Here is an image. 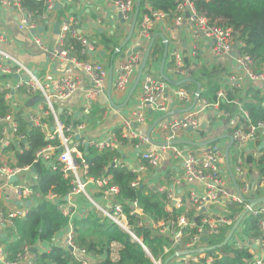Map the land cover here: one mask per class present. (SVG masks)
I'll use <instances>...</instances> for the list:
<instances>
[{
	"label": "built area",
	"instance_id": "built-area-1",
	"mask_svg": "<svg viewBox=\"0 0 264 264\" xmlns=\"http://www.w3.org/2000/svg\"><path fill=\"white\" fill-rule=\"evenodd\" d=\"M35 1L44 5L43 13L39 17L23 7V0H0V5L14 9L18 13L20 30L38 31L40 27L45 30L47 26L44 24L50 20L56 0ZM105 1L122 15L125 25H131L137 0ZM196 1L198 0H176L172 30L190 33L195 54L198 53V46L202 42L211 45L212 58L218 59L235 54L234 58L241 72L230 77L228 83L231 86V92H238L236 99L230 100L229 91L222 89L217 93V100L214 104L198 99L199 107L197 103L194 109L188 110L194 103L196 91L175 88L173 90L175 101L185 107L186 112L167 118L165 116L172 110L165 104L163 97L169 91V84H166L163 79L155 78L148 71L144 73L134 94L137 99L136 109L131 117L122 123L119 129L120 134L114 131L101 139H93L86 132L90 126V115L94 105L101 97H106L110 75L105 65L91 61L78 62L65 48V40L68 36L81 42L84 55L92 53L95 48L87 38L80 35L77 21L73 18H66L60 22V33L55 41L53 54L62 61L78 66L89 79V89L85 91L81 110L86 118L79 123L76 122L75 117L69 124L63 123L59 118L55 103L71 98L81 87V79L65 75L49 76L43 80L34 69L26 66L4 49V46H9V43L6 36L0 32V90L4 86L7 92L6 99L18 96L44 99L43 110L42 108L40 111L31 110L25 116L32 125L40 128L47 142L59 141V146L50 145L39 151L37 160L43 161L44 165L54 171L60 169L64 178L70 182L71 188L65 201L60 202L58 196L53 193L46 198L57 205L64 217L69 218V226L64 231L66 232L65 248L72 249L70 252L80 264H97L101 260V258L91 257L84 249H77L73 242V221L87 218L86 211L88 210L95 213L97 217L113 222L129 234L131 239L143 248L152 264H164V257L171 253L174 255L178 252L196 251L220 244L241 214L247 211L245 219L253 217L259 221L260 236L252 240V243L256 244L257 249L264 254V204L252 207L249 203L250 200L264 197V174L254 180L250 175V167L245 156L248 145L253 144L258 147L264 141V121L253 123L246 108V104L252 101V94L248 90L256 85H264V70L257 72L252 57L242 52L244 44L241 40V33L233 28L220 25L221 19L209 18L197 8ZM65 3L72 4L74 0H65ZM146 8L149 12L139 15L137 21L134 33L137 40L140 38L150 40L152 31L169 19L168 15L162 11L153 10L148 5ZM33 41L40 50L46 49L42 32L33 34ZM142 58V55L134 53L119 65L116 78L112 83L115 91L123 94L130 92ZM173 64L171 74L186 77L183 57L180 54L174 56ZM3 78L9 81L4 82ZM25 78L29 80L26 81ZM11 81L15 82L11 83ZM222 105L232 108V111L222 110ZM149 108L159 115L157 119L165 117L152 131V133L157 131L159 143L152 137V133L150 136L142 135L137 130V127L149 123ZM210 108L221 111L228 121L229 137L234 139L229 154V167L237 187L227 167L225 154L227 147L217 142L209 145H195V147L189 144L185 145L186 147L173 144L176 141H184V136L191 131H198L201 128L203 114ZM48 117L52 118L51 124L45 120ZM0 127V175L6 180L5 184H0V226L10 228L14 225V220L28 216L32 207H27L26 203L28 201L38 203L41 196L34 190L39 177L35 171H32V167L20 168L7 163L5 153L12 145L10 135H13L17 143L25 142L26 139L19 133L16 117L9 115L0 119ZM86 145L99 151L117 150L122 155V159L114 160L113 169L127 168L136 175L133 187L146 186L150 193L167 195L165 210L171 214L170 217L155 222L144 213L137 201H126L124 204L117 201L120 190L117 186L110 185L111 176L103 174L100 178H95L90 175V167L82 152V148ZM128 150L138 153L136 162L128 163L124 158ZM19 151L22 152V148H19ZM263 152L264 150L260 154L258 152L255 161L257 165L260 163ZM165 154L178 162L180 167L179 173L170 183L171 186L168 185L167 180V177L171 178V175L165 176L162 171V155ZM104 170L107 171L106 168ZM26 174L32 175L28 181L24 179ZM160 175L164 178L165 187L155 184L154 179L159 178ZM12 178L18 180L11 182ZM6 189L13 191L20 206L5 208ZM210 204L218 206V209H211ZM235 205L241 207L242 211L233 212L232 207ZM125 207H129L127 212ZM183 208L187 212L194 210V216L172 215L176 210ZM197 217H200L199 221L195 220ZM132 219L135 223H132ZM142 227L151 228L156 235L166 239L167 243L161 258L155 259L144 245L142 238L136 235L135 229ZM192 230L194 233H191ZM32 248L35 247H23L13 261L9 260L7 253L0 250V261L3 264H33L38 252L32 253ZM117 248V244L111 246L113 259L116 257ZM208 254V251H204L177 256L169 264H212L214 257ZM216 254L219 258L222 257L219 252ZM251 264H264V262L257 258L253 259Z\"/></svg>",
	"mask_w": 264,
	"mask_h": 264
},
{
	"label": "trees",
	"instance_id": "trees-1",
	"mask_svg": "<svg viewBox=\"0 0 264 264\" xmlns=\"http://www.w3.org/2000/svg\"><path fill=\"white\" fill-rule=\"evenodd\" d=\"M78 1L74 0V2ZM22 5L36 17L41 16L44 10L43 3L35 0H23ZM147 5H150L153 10L166 13L170 20L175 17L176 0H142L140 15L149 12L146 8ZM196 5L212 20L221 19L220 25L239 31L244 44L242 52L252 57L257 72L264 70V0H198ZM65 48L70 51V56L78 62L86 61L87 55L82 54L83 47L78 39L68 36L65 40ZM159 50L153 47L150 57L155 58ZM188 83L192 84L190 81L176 86V88L189 90ZM218 89L217 85H209L206 92L202 91L199 100L214 104L217 100ZM248 92L252 94V101L246 104V108L253 123L264 121L263 100L259 97V92L251 88ZM237 94L238 92L229 91L228 98L236 99ZM6 95L5 90H0V119L11 115L13 111ZM221 109L232 111V108L225 105H222ZM59 118L63 123L69 124L74 116L61 113ZM16 122L19 126V133L26 139L25 142L18 143V150L12 146L9 152H13L18 167L35 169L39 181L34 190L40 194L41 198L38 204L29 210L26 218L14 220V225L7 228L9 235L16 238L14 242L5 244L9 260L13 261L23 247H35L38 243H49L52 244L50 250L38 254L33 264H80L75 260L70 250L53 243V239L58 234L67 230L69 218L64 217L57 205L46 198L50 193H53L58 196L60 202L65 201L64 199L71 188L70 182L64 178L60 169L54 171L44 165L43 161L37 160L39 151L50 145L57 147L59 141L47 142L40 128L35 125L30 126V121L23 115L17 116ZM76 122L81 121L77 120ZM115 133L120 134V130H115ZM19 148H22V152L19 151ZM82 152L90 167L92 177L100 178L103 174L111 176L110 185L117 186L120 190L117 201L123 204L126 201H137L144 213L155 222L170 217L171 214L165 210L167 195L150 193L146 186L133 187L136 175L127 168L113 169L114 160L122 159V155L117 150L99 151L94 147L87 149L83 147ZM260 164L264 165V152ZM105 168L107 171L104 170ZM125 210L127 212L129 207H125ZM232 211L239 213L242 208L235 205L232 207ZM86 214L87 218L73 221V242L77 249L86 250L93 258H101L97 264H152L143 248L116 224L97 217L89 210L86 211ZM183 214L193 217L194 210L187 212L183 208L176 210L172 215L181 216ZM199 219L200 217H197L195 220L199 221ZM132 223H135L134 219H132ZM243 225V233L248 240H254L260 236L258 219L248 217L244 220ZM135 231L155 259L163 256L166 239L156 235L151 228L142 227ZM191 233L194 231L192 230ZM114 244L118 245L115 259L111 256V246ZM217 252L221 253V258L217 256ZM171 255L172 253L165 256L164 262ZM208 255L214 257L212 264H251L254 259L248 247L234 249L230 243L220 250L210 251Z\"/></svg>",
	"mask_w": 264,
	"mask_h": 264
},
{
	"label": "crops",
	"instance_id": "crops-1",
	"mask_svg": "<svg viewBox=\"0 0 264 264\" xmlns=\"http://www.w3.org/2000/svg\"><path fill=\"white\" fill-rule=\"evenodd\" d=\"M56 4H60L61 7L54 11L50 16V20L42 23L47 28L42 32V38L44 40L45 50H40L33 41V33L28 30H20V17L18 13L11 8L4 7L0 5V32L4 34L8 40L9 46H4V49L24 63L26 66L35 70V72L42 77L43 80L49 76H73L78 77L82 81L81 87L78 91L69 99L64 101H56L55 106L57 110H62V113H66L68 116L73 115L77 120L83 121L86 117L82 114V102L84 98L85 91L89 89L88 78L83 74L80 68L73 63L62 61L53 54V48L57 36L55 34V26L58 22H61L66 18H73L77 21L78 31L81 36L87 38L94 46L92 53L87 54L86 61L103 63L108 71L110 72V80L114 82L119 65L125 61L129 56V52L133 49L140 47L139 55H144L149 39H135L133 37L130 44H128L121 52L124 55V59H120L118 56L114 62L113 67H111L110 59L113 56L114 50L118 48L122 43H124L130 26L122 29L124 34L122 42L120 45H115L109 39L110 36L116 33L119 25H124L119 19V12L110 4H107L105 0H81L74 2L72 4H66L65 0H56ZM151 7L150 5H148ZM105 11L107 19H103L102 13ZM43 26V25H42ZM41 28V27H40ZM172 20L168 19L163 24L157 26L155 30L152 31V37L154 35L162 34L167 39L168 42V56L164 63L163 75L172 81L179 82L186 79H192L199 81L201 84L202 91H207L209 85H217L218 92L222 89L231 91V86L228 83L229 78L234 74L241 72L240 68L237 66L234 54H231L222 58H212L211 56V45L207 43H200L198 46V53H193L192 39L190 33H180L179 31L172 30ZM136 31V28H135ZM151 37V38H152ZM136 40V41H135ZM157 40L159 43L156 45ZM113 45V46H112ZM159 50V53L155 56L159 60L158 69L151 67L149 72L152 76L158 79H163L161 74V67L163 64V53L164 44L161 37H158L154 43V46ZM180 54L183 57L184 70L186 71V77H177L171 74L170 70L173 67L174 56ZM5 78H3L4 80ZM165 81V80H164ZM15 82V81H13ZM166 82V81H165ZM166 84H168L166 82ZM191 91H196L197 86L193 83H188ZM176 86L169 84L168 93L164 94V102L172 111H176V116L183 114V112L178 113V111H186V108L176 103L173 90ZM4 89V86L2 88ZM109 90H111V97H109ZM254 91L259 92V97L263 100L264 106V85L253 87ZM128 93L123 94L110 88L108 84L106 88V97H101L99 101L94 105V109L91 113L90 126L86 134L93 139H101L109 135V133L119 130L122 123L131 117L132 112L136 109L137 99L135 95L131 98L130 102L126 105ZM36 98V97H35ZM35 98L32 97H12L7 98L8 103L12 107V116H19L30 113L29 111H40L44 108V102L34 101ZM238 99V98H237ZM240 99V95H239ZM25 102L26 106H20V104ZM200 103V102H199ZM198 103V107L199 104ZM18 104V105H17ZM190 108V107H189ZM188 109V108H187ZM150 115L149 123L141 127H137V130L142 135H147L152 124L157 120L156 112L151 113V109H148ZM60 115V114H59ZM27 118V117H26ZM46 122H51L52 118L48 117L45 119ZM230 130L228 128V121L222 115L221 111L210 108L202 116L201 128L198 131L190 132L188 135L184 136V141L202 144L205 142L216 140V142L224 147H227L230 143ZM152 137L155 140L158 139L157 131L152 133ZM226 137V138H224ZM12 145L6 151V158L8 159V164L11 166L16 165V161L13 152H9L12 146H15L18 150V143L10 135ZM158 143L160 142L157 140ZM190 146V145H189ZM195 147V145H191ZM184 147H186L184 145ZM260 145L256 147L253 144L248 145L245 151L246 162L250 167V175L254 178H259L261 174H264V165L255 163L257 160ZM138 153L135 151L128 150L124 158L127 159L128 163H134L138 160ZM163 158V173L164 175H171V178L167 177L168 181L175 178L180 171L179 163L172 160L169 155H162ZM5 161V160H4ZM178 163L175 165L174 163ZM18 167V166H17ZM161 176V175H160ZM159 176V177H160ZM32 175L26 174L25 181L30 180ZM5 177L0 175V184H5ZM170 185V183H168ZM171 186V185H170ZM200 189V187H197ZM38 203H31L27 207H35ZM13 206H20L18 201L14 197L13 191L6 189L5 191V208L10 209ZM211 209H218V206L210 204ZM245 220V219H244ZM244 220L239 226L237 233L242 242L239 243V239H236L232 246L234 249H240L243 247H248L249 252L254 256V260L259 258L264 262V254L261 253L256 244L252 243V240H248L244 235ZM66 232H61L54 239L53 243L59 246L65 247ZM234 237V236H233ZM16 240L14 236L9 235L7 228L0 226V250L6 253L5 244L12 243ZM52 244L49 243H38L35 248L38 254L42 252H48ZM221 254V253H220ZM0 264H3L0 261Z\"/></svg>",
	"mask_w": 264,
	"mask_h": 264
},
{
	"label": "water",
	"instance_id": "water-1",
	"mask_svg": "<svg viewBox=\"0 0 264 264\" xmlns=\"http://www.w3.org/2000/svg\"><path fill=\"white\" fill-rule=\"evenodd\" d=\"M141 2L142 0H137L136 2V8H135V13H134V17H133V20L131 22V25H130V29H129V33L124 41V43H122L118 48H116L114 50V53H113V56L111 57L110 59V63H111V67H113L114 65V62L116 61L117 57L119 56L120 59H124L125 56L124 55H121V52L122 50L128 45L130 44V42L132 41L133 37H134V33H135V28H136V25H137V21H138V18H139V15H140V9H141ZM61 7L60 4H56L55 5V9L54 11L58 10V8ZM119 19L121 21L122 24H126L122 15L120 14L119 15ZM44 31V28L41 27L38 29V31L36 30H33L31 31L33 34H35L36 32H43ZM55 34L56 35H59L60 33V22H58L55 26ZM158 37H161L162 41H163V44L165 46L164 48V53H163V64H162V67H161V74H162V77L164 78V80L168 83V84H171V85H174V86H180L186 82H192L194 83L196 86H197V89H196V94H195V99H194V103L193 105L188 109V110H192L194 109V107L197 105L198 103V99H200L201 97V84L200 82H197L196 80H192V79H186V80H182V81H179V82H175V81H172L171 79L165 77L163 75V67H164V63L167 59V56H168V42H167V39L164 37V35L162 34H158V35H154L151 39H150V42L148 44V47L143 55V58H142V61L140 63V68H139V71H138V74H137V77H136V80L133 84V86L131 87L130 89V92L128 93V97H127V101L125 103L124 106H126L131 98L133 97V95L136 93V90L138 89L139 85H140V82L142 80V77L144 75L145 72H148L149 69L147 68V65H148V62H149V59H150V55H151V51L153 49V46H154V43L156 41V39ZM140 51V47L138 46L137 48L133 49L132 51L129 52L128 56L134 54V53H138ZM235 55V54H234ZM109 75H110V72H109ZM15 79H19V77H15ZM26 81H28L29 79L28 78H25ZM109 84H110V88H111V84H112V81L110 80V77H109ZM109 97H111V90H109ZM34 101H39V102H43L44 99H41L39 97L35 98ZM153 111L151 110V113ZM181 112H186V111H178V113H181ZM58 113L61 114L62 113V110H58ZM174 114H176V111H172L170 112L169 114H167L165 117L167 118H171V116H173ZM165 117H162V118H159L157 119L153 125L150 127L149 129V132H148V136L151 135L152 131L154 130V128L159 124V122L165 118ZM30 126H32V123L30 122ZM191 131V129L189 130ZM226 138V137H224ZM230 139V143L229 145L227 146L226 150H225V154H226V163H227V167H228V170H229V174H230V177L234 183V185L237 187L236 185V181H235V178L233 176V173L231 172L230 170V167H229V154H230V150L234 144V139L232 137H229ZM216 140H213V141H209V142H205V143H202V144H197V143H192V142H188V141H176V142H173V144H177V145H209V144H212V143H215ZM85 148L87 149L88 148V145L85 146ZM261 151L264 150V141L261 143L260 145V148H259ZM35 169L33 168L32 171H34ZM18 179L17 178H12L11 179V182H16ZM249 203L251 204L252 207H255L257 205H262L264 204V197L263 198H260V199H254V200H250ZM21 205H23L22 203H20ZM27 206H30L31 205V202L28 201L26 203ZM247 216V211H244L239 220L234 224V226L231 228V230L229 231L228 235L226 236V238L224 239V241L218 245H215V246H212V247H208V248H204V249H199V250H196V251H185V252H178V253H175L174 255H171L165 262L164 264H169L173 259H175V257H180V256H183V255H189L191 253H200V252H204V251H216V250H220L222 248H224L227 244H229V242L231 241V239L233 238V236L237 233V230L240 226V224L242 223V221L245 219V217ZM255 247H257V245H255ZM70 251L72 252V249H70ZM31 252L32 253H37V249L36 248H32L31 249Z\"/></svg>",
	"mask_w": 264,
	"mask_h": 264
},
{
	"label": "rangeland",
	"instance_id": "rangeland-1",
	"mask_svg": "<svg viewBox=\"0 0 264 264\" xmlns=\"http://www.w3.org/2000/svg\"><path fill=\"white\" fill-rule=\"evenodd\" d=\"M102 15H103V19L106 21L107 16H106L105 11L102 13ZM125 27H126L125 25H119V28L117 29L116 33L113 34V36H110L109 39L113 42V44H115V45H120L121 44L122 38L124 36V34L122 32V29H124ZM158 43H159V40H157L156 45ZM158 63H159V60L157 58L150 57L149 62H148V65H147V68L149 70L151 69V67H153L155 69H158ZM101 64H103V63H101ZM3 81L6 82V81H9V80L8 79H4ZM11 83H14V82L11 81ZM20 106H23V107L26 106L25 102H23V104L21 103ZM93 109H94V107H93ZM83 121H81V122H83ZM49 124H51V122H49ZM174 164L177 165L178 163L175 162ZM154 180H155V184L157 186H159V187H165V181H164V178L162 176H160L159 178H156ZM173 180H174V178H172L171 181H168V183H172ZM64 238H66V236ZM236 239H239V243L242 242V239H240L238 233H236L229 243L232 244Z\"/></svg>",
	"mask_w": 264,
	"mask_h": 264
},
{
	"label": "bare ground",
	"instance_id": "bare-ground-1",
	"mask_svg": "<svg viewBox=\"0 0 264 264\" xmlns=\"http://www.w3.org/2000/svg\"><path fill=\"white\" fill-rule=\"evenodd\" d=\"M45 103V101H43Z\"/></svg>",
	"mask_w": 264,
	"mask_h": 264
}]
</instances>
